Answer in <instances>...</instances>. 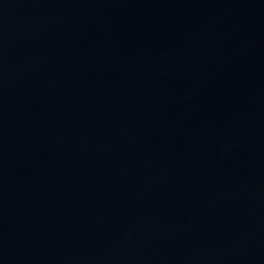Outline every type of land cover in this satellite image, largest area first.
I'll return each mask as SVG.
<instances>
[{
  "label": "water",
  "instance_id": "obj_1",
  "mask_svg": "<svg viewBox=\"0 0 264 264\" xmlns=\"http://www.w3.org/2000/svg\"><path fill=\"white\" fill-rule=\"evenodd\" d=\"M0 264H264V0H0Z\"/></svg>",
  "mask_w": 264,
  "mask_h": 264
}]
</instances>
